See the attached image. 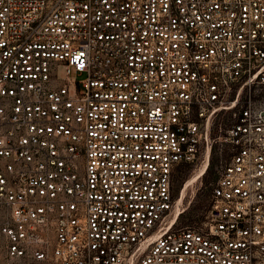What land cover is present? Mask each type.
Masks as SVG:
<instances>
[{"label": "built area", "instance_id": "1", "mask_svg": "<svg viewBox=\"0 0 264 264\" xmlns=\"http://www.w3.org/2000/svg\"><path fill=\"white\" fill-rule=\"evenodd\" d=\"M0 264H264V0H0Z\"/></svg>", "mask_w": 264, "mask_h": 264}, {"label": "rangeland", "instance_id": "2", "mask_svg": "<svg viewBox=\"0 0 264 264\" xmlns=\"http://www.w3.org/2000/svg\"><path fill=\"white\" fill-rule=\"evenodd\" d=\"M62 72V71H60ZM84 74H77L82 78ZM229 113L221 114L211 131L210 151L192 162L180 163L174 174L173 195L176 200L173 220L178 224L200 221L208 210L209 196L222 166L228 161L230 151L219 141V124L229 123Z\"/></svg>", "mask_w": 264, "mask_h": 264}, {"label": "bare ground", "instance_id": "3", "mask_svg": "<svg viewBox=\"0 0 264 264\" xmlns=\"http://www.w3.org/2000/svg\"><path fill=\"white\" fill-rule=\"evenodd\" d=\"M174 211H175V208H174V210H173V212H172V214H171V223H173V222H175V220H177V219H175V220H173L172 218H173V213H174Z\"/></svg>", "mask_w": 264, "mask_h": 264}]
</instances>
